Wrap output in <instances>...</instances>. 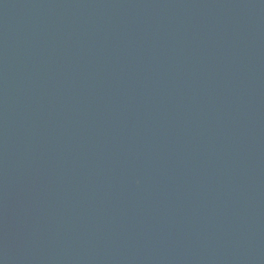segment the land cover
Segmentation results:
<instances>
[{
	"label": "water",
	"instance_id": "95a60500",
	"mask_svg": "<svg viewBox=\"0 0 264 264\" xmlns=\"http://www.w3.org/2000/svg\"><path fill=\"white\" fill-rule=\"evenodd\" d=\"M0 264H264V0H0Z\"/></svg>",
	"mask_w": 264,
	"mask_h": 264
}]
</instances>
